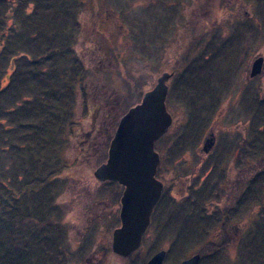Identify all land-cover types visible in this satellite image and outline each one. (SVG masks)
<instances>
[{"label": "rangeland", "instance_id": "obj_1", "mask_svg": "<svg viewBox=\"0 0 264 264\" xmlns=\"http://www.w3.org/2000/svg\"><path fill=\"white\" fill-rule=\"evenodd\" d=\"M75 1L66 0L69 4L66 14L69 15L70 21L65 15L62 16L63 18H56L58 21L54 26L58 34L51 33V25L48 22H44L45 27L43 26L44 29L40 31L41 34L34 30L33 25L38 24L39 21L33 15L36 9L34 0L6 1L5 7H8L9 13L3 31L0 32V75L5 71L6 76H2L3 74L0 76V79L5 78L0 83L1 88L10 73L6 67L11 56L20 57L21 54H26L36 61L35 54L38 51L44 50L47 53L49 51L51 56L53 55L51 57L53 65L50 67L60 75L63 72L64 79L80 63L84 67V73L78 72L79 77L77 76V82L73 83L72 87L67 84L71 82L63 86V124L65 125L63 158L58 167L60 168L58 177L49 174L45 176L48 181H45V184L50 186L49 190L51 189L50 194L47 192L48 194L42 196L43 192L39 188L41 192L38 190L25 197L19 195L17 187L19 184L22 186L23 177L19 180L18 176L24 175L25 168L22 166L18 170L17 166L15 167L12 159L16 156H12V159L8 158L7 153L0 156V195L1 198L3 196L2 199L6 201L7 206H12L8 210L16 212L14 215L16 214L18 219L21 217V221L17 219L20 221V224L17 222L19 229L24 227L22 219L29 221L33 218V212L37 215L36 203L39 204V209L43 207L41 203H45L50 209L58 212L56 220L59 231L65 234L60 249L70 253L65 255V264H78L79 261L83 264L88 262L89 264H133L160 248L166 251V264H170L168 260L174 259L176 254H182L184 251H187L184 258L198 251L202 253L199 264H263L260 259L264 260V256L255 258L257 262L250 251L253 247L250 239L255 235L259 236L256 239L260 242V249L263 250L264 231L260 229H264L262 192H260L261 197L257 198V203H249L246 208H241L238 218L232 219L241 227L240 240L224 247L221 253L205 251L202 248L205 243L213 242L211 240L215 237L213 233L217 224L214 222L213 212L210 213L211 216H204L199 212V208L196 212H191L190 209L177 213L173 212L172 203L166 204L165 208L167 206L168 208L164 211L161 208V204H164L162 198L155 207L156 212L159 207V217L153 219V224L147 230L138 253L131 258H123L112 254L109 248V252L103 258L101 255L97 256L102 252L99 248L104 241L108 240L110 244L111 230L119 224L117 193L120 191L116 184H100L94 177L93 171L104 155L106 158L105 144L96 147L95 142L103 139L102 134H106V129L110 128L117 114L122 113L123 103L127 101L125 106H129L130 103L135 102L140 90L151 88L162 72H168L172 75L167 81L169 88L166 103L168 101V110L173 115L174 121L170 131L158 139L160 145L164 146V143L169 145V149L162 153L164 170L167 169L166 177L176 179L177 174L181 173L182 175L194 173L195 177H199L205 169L206 177L211 176L213 179L225 173L227 178H222L221 181L229 186L232 175H235L234 161L231 162L229 158L234 145L225 146L221 141L208 166L205 160H197L190 148L186 149L185 162L179 160L173 163L171 147L174 138L186 134L193 124L202 125L205 119L212 121L216 113L222 114L218 123L221 127L219 130L226 132L224 136H228V140L232 139L229 126L232 132H234L232 125L234 128L237 127L239 132H243H241L243 160L242 165L236 170L239 174H243V178L244 175L247 177L255 175L245 171L254 165L253 163L259 162L258 159L262 157L264 159V99L255 95V103H253L250 98L253 90L251 92L249 88L251 82L247 84L245 80L252 60L256 56H261L262 73L252 83L259 87V92H262L264 0H85V2L78 0L79 3ZM50 12H40V16L51 22L55 16ZM68 33L70 37L66 41ZM21 65L19 63L20 70H22ZM44 66L48 68L47 65ZM186 70L200 72L197 82L201 85L191 90L189 81L186 80L182 92L178 86L175 87V83L177 77ZM177 92L180 95H177ZM237 93L239 98L235 99L234 95ZM224 94L227 96L223 97ZM228 94L231 96L228 97ZM64 97L69 99L65 100ZM90 105H93L94 111L89 114L86 107L89 108ZM71 110L72 113L69 115L68 112ZM11 116L6 115L2 124H12L15 131L27 126L28 122L23 121L15 126ZM91 125L96 131L87 138ZM224 128L228 129L223 130ZM0 129L6 131L4 127ZM16 135L18 137L19 132ZM80 141L82 144L78 143ZM231 141L235 143V140ZM10 145V148L4 147V150L11 149L9 151L11 154L28 155L26 145L22 144L19 138ZM223 147L227 152L225 150V154L221 156V162L213 164L215 159L220 157L215 154L220 149L224 151ZM260 154L263 156L260 157ZM28 164H35V160L28 161ZM179 166L182 171H179ZM262 171L264 173V166ZM62 179L63 194L61 195ZM248 179L250 178H244L243 188L246 187ZM2 182L10 186V194L4 187L2 188ZM113 191L114 196L111 194ZM212 198V201L206 203L208 206L210 203L212 209L216 203L222 204V198L220 200ZM230 198L232 199L233 196L231 195ZM91 200L92 211L84 210L85 203ZM261 207L262 213L255 214L253 210ZM100 214L103 215L102 218L98 217ZM175 215L179 216V220L175 219ZM93 216L96 218L95 221L88 225ZM163 219L167 226L163 225V222L159 223ZM6 220L0 223V247H7L6 243L16 228L15 225L11 227L10 224H14L17 220L8 221L7 218ZM61 221L63 228L60 226ZM86 222L87 228L82 226ZM174 227L177 228L176 232ZM52 231L56 230L50 232ZM40 232L33 229L32 241H28L22 250L10 249V256L5 264H18L19 258L29 260L28 263L31 264H61L62 260L64 261L62 254L57 261L49 258L55 255L54 240H50L51 237L48 239L40 236ZM174 237H177L176 240ZM188 240L194 242L191 248L188 246ZM12 241L14 244L17 243L16 234L12 237ZM81 249L84 251L83 256L81 259L80 257L75 259L76 251L79 252Z\"/></svg>", "mask_w": 264, "mask_h": 264}, {"label": "trees", "instance_id": "obj_2", "mask_svg": "<svg viewBox=\"0 0 264 264\" xmlns=\"http://www.w3.org/2000/svg\"><path fill=\"white\" fill-rule=\"evenodd\" d=\"M6 1L7 0H0V32L3 31L4 23L6 22L7 15L9 13V11H7L8 7H5L7 3ZM34 1L36 3V9L33 15H34V18H36V20H39L38 24L36 23V25H33L35 26L34 30H36V32H39V34H41L40 31L44 29L43 26L45 27V25H43L44 22H48L51 25V33L58 34L57 28L54 26L56 21H58V19L56 20V18H63L62 17L63 15L69 18V15L66 14L67 13L66 11L69 9V4H67L66 0H34ZM83 1L85 2V0ZM75 3H79L78 0H76ZM40 12H43V13L50 12V14H53L55 17L53 18V20H51V22H49L47 19H43L40 16ZM68 21H70V18L68 19ZM63 22H65V20ZM68 37H70V33L67 34L66 41L68 40ZM52 41H54L57 44L55 40H52ZM37 50H39V48ZM61 53L63 54V50ZM51 57H53V55L51 56V53L49 51L47 53V52H44V50L43 52L38 51L35 54L36 61H33V59H31L29 55H26V54H21L20 57L11 56L10 61L8 62V66L6 67L10 70V73L7 75L6 82L3 84L4 85L3 88L0 87V128L1 127L6 128L4 129L6 131H3L0 129V156H4L6 153L8 154L9 159H12V156H16L12 159V162L14 163L15 167L17 166L18 170H20V167L22 166L23 168H25V171L23 172L24 175L18 176L19 180H21L23 177L22 186L19 184V186L17 187L18 194L21 195L22 197H25L28 194L32 195L36 193L39 190V188L43 192L42 196H44L47 192L50 194L51 189L49 190L50 186H47L45 184V181H47L45 179V176L49 174L52 177H58L57 175L60 169L58 167L61 165L60 164L62 163L61 159L63 158L62 157L63 128L65 126L63 124V101H64L63 100V93H64L63 86L65 83L71 82L67 84L69 85V87H72L73 83L75 84L77 82V76L79 77L78 72H80L81 74L84 73V67L80 63V65L74 67L73 70H71L69 74L66 76V79H64L65 74L63 75V72L60 75L59 72L53 69V67H50L53 65L51 63ZM182 61H180V63H182ZM19 63L22 64L21 65L22 70H20V67L18 68ZM44 65H47L48 68H46ZM44 69H46L45 72L43 71ZM199 73L200 72L186 70L184 74H181L179 77H177L175 87L178 86V88H180V90L183 92V83H185V81L188 80L189 89L192 90L194 88L195 90L196 86L201 85L200 83L197 82L199 80L197 78L199 76L198 75ZM2 74H1L2 76H6L5 71H2ZM58 75H60L59 78H58ZM4 79H5L4 77H1L0 83L3 82ZM63 79L65 82L63 81ZM144 91L145 90H140L137 95V100L135 102L133 101L132 103H130L129 106H125L127 102L125 101L123 103L124 107L122 108V113H120L119 115L117 114V117L112 122V125L110 126V128L106 129L107 130L106 134L102 132L104 136V144H105L106 150H107L109 140L112 136V133L117 125L119 117L130 106L134 105L136 102L140 100ZM202 92H205V91L202 90ZM68 99L69 98L65 100H68ZM74 100L76 102L77 97ZM88 107L89 108L86 107V110L87 112L89 111V114H90L91 112L94 111V107L93 105H90ZM71 113H72V110L68 112L69 115H71ZM6 115H8L9 117L12 115L11 118L14 120L15 126L20 121L28 122L27 126L20 127L15 131V127H13L12 124H2L3 121L5 120ZM94 115L95 114H93V117ZM110 129H112L111 133H110ZM17 132H19L18 137L16 135ZM18 138L20 139L22 144L26 145L27 147L26 153L28 155H25V153L11 154L9 153L11 149L4 150V147L10 148L11 147L10 143L17 141ZM85 147H88V146L86 145ZM79 150L81 149L79 148L78 151ZM261 156L263 155L260 154V157ZM29 158L32 161L35 160V164L29 165L28 164V161H30ZM104 159H105V155L102 157L101 162L104 161ZM58 161H59V164H58ZM36 164H39L38 167L35 166ZM40 164L41 165L43 164V165L40 166ZM253 164L254 165H251L248 168V170L245 171V173H249L250 175L256 174V169L258 167H260V169L262 170L264 166L263 157L259 159V162H256ZM55 166L57 168H55ZM55 169H57L56 173H55ZM248 177L250 179H248L247 185L244 188V193H243L244 194L243 196L244 206L243 207L245 208L247 207V205H249V203L251 204L257 203L256 202L258 201L257 198L261 197L260 192L264 188V173L263 174L260 173V175H253V176H248ZM248 177L244 175V178H248ZM3 187L5 188V191L9 193L10 186H6L2 182V188ZM2 198L0 195V223L6 222L7 221L6 218L8 219V221H11V220L16 221L18 219L16 214L14 215V213L16 212H13V211L11 212V210H8L12 208V206L10 205L7 206L6 201L3 200L4 198L3 199ZM159 203L160 201H158L157 205ZM38 205L39 204L37 203L35 205L37 215L34 214L35 212H33L32 213L33 218L30 219L31 221L22 219V222H24L23 223L24 227H22L21 230L19 229L20 227H18L17 225V222L19 223L21 221V217H19L18 219L20 221L17 220L14 224L12 223L10 224L11 227L15 225L16 228H14L13 234H11L10 240H8L6 243L8 244L7 247H4V246L0 247V263L2 261L1 264L6 263L7 258L10 256L9 254L10 249H19L20 251V248L22 250L25 247L24 245H26L28 241H32V238L34 237L33 229L40 230L41 231L40 236H45L47 238L51 237L50 240L51 239L54 240L53 250L55 252V255L49 256V258L50 259L52 258L55 261H57L59 256L62 254L64 261L62 260L61 264H65V260H66L65 255L66 254L68 255L69 252L68 251L66 252L60 249L61 241L63 240V237L65 236V234L63 233L62 235L61 231H59L60 228L58 227V223H57L58 220H56L58 218L57 216L58 212L50 209V207L45 205V203H41V205H43L41 209H39ZM157 205L155 207H157ZM1 212L3 214H1ZM118 221L119 220L117 218V222ZM164 221L165 219H163L159 223L163 222L162 224L166 225L167 223L166 222L164 223ZM44 225L50 226L51 228H48ZM51 230H56V231L50 232ZM15 234L18 237V241L16 244H14L12 241V237ZM52 237H55V238L53 239ZM174 238L176 240L177 237H174ZM37 241H39V238ZM187 242H188L189 248H191L194 245L193 240L192 241L188 240ZM177 246L178 245L176 244V247ZM226 246H227V243L217 245L213 242H209V243H205L202 248H204L205 251H210V252L213 251V253H221L223 252L222 249ZM79 254H81V251L80 250L79 252L76 251L75 257L79 256ZM186 254H187V251H184L182 254H176L175 258L172 260H168V262L170 264H177L180 262V260L184 259ZM4 258H6V260ZM18 262H19L18 264H31V263H28L29 260L26 261L25 259H21V258H19ZM50 264H53V263H50Z\"/></svg>", "mask_w": 264, "mask_h": 264}, {"label": "water", "instance_id": "obj_3", "mask_svg": "<svg viewBox=\"0 0 264 264\" xmlns=\"http://www.w3.org/2000/svg\"><path fill=\"white\" fill-rule=\"evenodd\" d=\"M262 63L261 56L252 61L250 77L260 73ZM170 77L171 73L162 72L139 102L120 116L109 141L107 157L93 171L97 180L115 181L123 187L119 225L111 235V249L120 256H127L139 246L162 191L161 182L155 178L159 156L154 143L172 121L165 104ZM212 145L210 138L203 143V151L207 152ZM165 254L164 249L158 250L145 264H164ZM199 259L200 254L195 253L178 264H198Z\"/></svg>", "mask_w": 264, "mask_h": 264}, {"label": "flooded vegetation", "instance_id": "obj_4", "mask_svg": "<svg viewBox=\"0 0 264 264\" xmlns=\"http://www.w3.org/2000/svg\"><path fill=\"white\" fill-rule=\"evenodd\" d=\"M258 57V56H256ZM254 57V59L256 58ZM253 59V60H254ZM252 60V61H253ZM252 63V62H251ZM263 64V63H262ZM251 66V65H250ZM250 66L248 69V77L246 78L247 80L246 83L248 84V82H251L249 87L251 89V92L253 90V92L251 93V100L253 101V103H255V95L261 97L262 99H264V87L262 88V92H259V87H256L255 84H253L252 82L256 81L258 79V76L262 73V67H261V71L260 73H258L255 76L250 77L249 76V71H250ZM263 66V65H262ZM244 83V82H243ZM177 95H180L177 92ZM250 95V93L248 94ZM226 97L227 94H224L223 97ZM231 95L228 94V97H230ZM238 93L234 95V98L236 99L239 98L238 97ZM239 100L237 99V102ZM168 101L166 103V108L168 110ZM193 107V105H191V108ZM195 107V105H194ZM195 109V108H194ZM173 110V108H172ZM171 110V111H172ZM222 110L225 111V109L222 108ZM169 111V110H168ZM254 111V109H253ZM252 111V112H253ZM224 113V112H223ZM191 114V113H190ZM172 115V114H171ZM222 114L218 115V113H216L215 118L212 119V121H208L205 119V121L203 122L202 125H199V123L193 124L191 125L190 129L187 130L186 134H182L179 135L178 137L176 136L172 142V147H171V151H172V156L174 157L173 159V163L175 162H179V160H182V162L186 161V152H187V148L192 149V153L195 156V158L198 160H205L206 166L209 165L210 160H213V156H214V152L216 151V148L218 147V144L221 143V141L223 142V144L225 146H233V152L230 155V160L231 162L234 161L235 164V168H234V174L231 177V180L229 182V186L227 184H224V182L221 181L222 178H227L225 173H221L224 175H221V177H216V179H213L211 176L206 177L207 175V171L204 169L203 173L201 176L199 177H195L194 173L191 174H177L176 179H168L166 177V170H164V159L162 158V153L164 151H167V149H169V145H160L159 141L157 140L154 144V149L155 151L159 154V162L157 164L156 167V172H155V178L161 182L162 185V191L160 194V199L163 198L162 201H164V204H161V208L164 209V211L167 210V208H165V205L168 203H172V210L173 212L176 211L177 213L186 211V210H190L191 212H196L197 209L200 208V213H202L204 216L205 215H210V213H214V222L217 224V226H215V237L213 241V243L215 244H224L227 243V245H230L231 243H236L240 240V234L242 232L241 227L238 226L236 220L232 221L233 218L238 216V212H241V208L243 209V196H244V178H243V174L240 173L236 170L238 168L239 165H242V160H243V155H242V151H243V138L241 136V132L238 131L237 127H233L232 125V129L234 130V132L231 131V126L230 127V132L229 134L230 137L232 136L231 140H235V143H232L231 140H228V136L225 137L224 134H226V132H221L219 130V121H220V116ZM201 117V116H200ZM205 118V116H204ZM173 115H172V123L170 124V126L168 127V132L170 131L171 127H173ZM228 127V128H229ZM227 128V129H228ZM227 129H223V130H227ZM94 131V132H93ZM96 128H94V126H90L86 137L89 138L92 133H95ZM166 132L164 134V136L168 133ZM243 133V132H242ZM187 135H189V138H187ZM240 135V136H239ZM103 136V134H102ZM103 139L95 142L96 147H99L100 145H102L104 143V136L102 137ZM210 138H212L213 140V145L212 147L206 152L203 151V143L207 140H209ZM85 142V141H84ZM80 144H82V141L78 142ZM77 143V144H78ZM88 146V145H87ZM189 146V147H188ZM224 151H222V149H220L215 156H220L218 158L215 159L213 164H216L217 162H221L220 158L223 154H225V150L227 152V149L225 147H223ZM183 157V158H182ZM259 160V159H258ZM184 164V163H183ZM181 166H179V171H182L180 169ZM227 167V166H226ZM205 168V167H204ZM263 174V171L260 169V167H258L256 169V174L255 175H260ZM63 176V174H62ZM61 176V177H62ZM224 176V177H223ZM72 179V177H71ZM98 181V180H97ZM100 184L101 183H112V184H116L117 188L119 189V193H117L118 195V203L120 200V196L122 193V187L115 183L114 181H98ZM232 184V185H231ZM60 187H61V195L63 194V179L60 183ZM264 194V189H262L261 191ZM222 193H224L222 195ZM114 196V191L111 193ZM262 194V195H263ZM213 195V196H212ZM220 195V197H219ZM231 195L233 196V198L231 199ZM211 196V197H210ZM229 196V198H228ZM216 199L218 198V200H222V204H218L216 203V205L213 207L211 204L209 203L210 206H208L206 203L207 201H212L213 198ZM182 200V201H181ZM185 200V201H184ZM185 202V203H184ZM258 202V201H257ZM93 201H89L87 203H85V207L84 210H88V211H92L93 209ZM156 206V205H155ZM88 207V209H87ZM260 207V206H259ZM155 207H153L151 215H150V222L146 228V230L144 231V233L142 234L141 237V242L139 244V246L130 254H128L127 256H120L115 254L112 249H111V239H110V244L107 241H104L102 243L101 248H99L100 251H102L101 253L99 252L97 256L101 255V257L103 258V256L107 255V252H109V248L112 254L123 257V258H131L133 257V255L135 253H138V250L142 244L143 238H145V234L147 233V230L149 229L150 225L153 224L152 221L154 218H158L159 217V207H158V212L155 211L154 209ZM119 212V208L117 209ZM116 210V211H117ZM255 212V214H261L262 213V207L260 209H256L253 210ZM114 213V212H113ZM98 217H103L102 214H100ZM109 217V215H108ZM209 218V217H208ZM238 218V217H237ZM95 216H93L88 225L90 223H93L95 221ZM175 219L179 220V216L175 215ZM119 222V221H118ZM212 223V222H211ZM87 222L86 224L84 223L85 228L88 227ZM206 225V224H205ZM63 228V221H61V225ZM262 227H264V223H262ZM260 228V227H259ZM115 229V228H114ZM262 230V232L264 231V229L260 228ZM177 228L174 227V231L176 232ZM113 231V229L111 230ZM62 235H63V231H61ZM112 235V232H111ZM252 236V235H250ZM257 237H259L258 235L252 236L250 239V242L252 244V248H251V253L253 254V258H257L259 259L261 256H264V244H262L263 246V250L260 249V242L256 239ZM162 249V248H160ZM160 249H156L153 252H150V254L145 258H142L141 260L139 259V261L137 260L136 263L133 264H145L146 261L158 250ZM81 254L79 256H77L75 259L79 258L81 259V257L83 256V249L80 250ZM263 252V254L261 255V253ZM197 253V252H196ZM198 253L200 254V252L198 251ZM146 256V255H145ZM188 257V256H187ZM200 259H201V254H200ZM199 259V262H200ZM125 260V259H124ZM181 261V260H180ZM255 261H257L255 259ZM260 261H262V263L264 264V260L260 259ZM198 262V264H199ZM258 262V261H257ZM90 262L86 263L89 264ZM163 263H165V258L163 260ZM78 264H83L82 262L79 261ZM166 264V263H165ZM178 264V263H177Z\"/></svg>", "mask_w": 264, "mask_h": 264}]
</instances>
